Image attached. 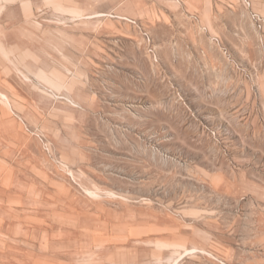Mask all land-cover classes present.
<instances>
[{
    "label": "rangeland",
    "instance_id": "1",
    "mask_svg": "<svg viewBox=\"0 0 264 264\" xmlns=\"http://www.w3.org/2000/svg\"><path fill=\"white\" fill-rule=\"evenodd\" d=\"M0 264H264V0H0Z\"/></svg>",
    "mask_w": 264,
    "mask_h": 264
},
{
    "label": "built area",
    "instance_id": "2",
    "mask_svg": "<svg viewBox=\"0 0 264 264\" xmlns=\"http://www.w3.org/2000/svg\"><path fill=\"white\" fill-rule=\"evenodd\" d=\"M247 3L250 4V0H247ZM253 18L257 22V26L259 28H263V23L261 22V18L259 17V15L256 12L253 14Z\"/></svg>",
    "mask_w": 264,
    "mask_h": 264
}]
</instances>
